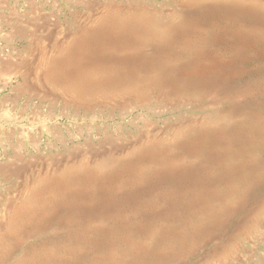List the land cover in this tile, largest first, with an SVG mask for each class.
I'll return each instance as SVG.
<instances>
[{"label":"rangeland","instance_id":"obj_1","mask_svg":"<svg viewBox=\"0 0 264 264\" xmlns=\"http://www.w3.org/2000/svg\"><path fill=\"white\" fill-rule=\"evenodd\" d=\"M103 1L107 2L108 0ZM133 1L137 2V0ZM176 1L178 0H139L138 2L149 4L156 10L155 16H159L162 11H177ZM247 1L264 3V0ZM36 4L37 7L32 11L24 0H0V65L4 60L19 67V71L13 73L8 79H0V101H4L0 107V165H11L12 169H18L25 164L31 166L27 172H22L21 176H13L8 181L0 177L2 208L6 206L10 198L18 200V198L23 199L27 195L31 196L29 192L34 187L36 195L48 198L51 179H48L47 189L38 188L39 181L37 180H39L40 171L52 170L50 165L52 160L63 161L81 151H87V146L99 149V143L103 140L106 141H103L105 147L102 151L109 150L108 141L113 138L119 146L130 148L131 151L137 147L145 146L146 150L158 149L167 154L172 153L171 159L167 156L168 159L177 166L186 164L197 169L202 176V181L207 179L203 173L216 171L217 164L200 157L203 152L202 145L197 146L193 151L185 144V140L193 131L197 133L200 128L214 130L219 125L224 126L222 132L226 137L223 140L222 148H231L236 154L231 156L235 164L242 160L245 162L249 155L259 153L258 159L256 158V166L252 169L251 180L256 176H260L264 180V136L256 139V146L247 145L248 139L244 140L242 136L239 137L233 127L236 124L242 125V127L248 125L251 129L255 126H264V18L242 10L233 12V14L225 13L224 16L228 17H221L216 13L205 17L202 14H194V16H190L194 18L186 23L182 34L177 33L173 36L169 48L165 50H156L150 46L142 48V51L145 52L141 53L152 54L154 52L152 55L157 60L165 59L175 65L169 70V80L151 87L147 86L145 91L139 90L138 92H134L133 87L123 88L120 86L113 89L107 87L106 93L108 94L106 96L105 93H100L104 91H99V89H92L93 93H79L76 89H69V86L61 81L60 74L71 64L70 57L77 61L88 50V47L85 46V43L88 42L87 39V42L85 39L81 41V48L72 46L71 39L77 35L76 32L82 34L77 39L86 35L85 31L80 30L84 19L77 18L81 14L79 10L76 7L73 8L65 0H38ZM161 7L165 10H162ZM44 18L47 19L44 20ZM45 21L51 26L44 28ZM8 23L13 26L10 27ZM33 23L39 25L36 35H34V31L37 27ZM68 35H70L69 39H67ZM177 35L178 37H176ZM59 42H63L62 47L65 46L68 53L65 48L63 50L56 46ZM122 47L119 45L109 46L117 56L127 52L134 54L133 50H136L132 45ZM75 49L77 50L75 51ZM98 55V61H101L102 58L107 61L109 59L104 54ZM32 63L33 66L37 63L35 66L37 72L34 71L36 77L41 78V81L34 80L35 76L31 75L27 82L31 85L39 84L43 93L48 92L49 94L45 98L43 95L40 102L39 99H30L27 97L29 94H23L20 91L26 83L20 71L25 72L27 68L30 69ZM113 63L115 64L116 61L114 60ZM136 66L128 65L125 70H134L137 68ZM143 71L145 70H139L142 75H146ZM127 89L130 94L127 93ZM130 89H133L134 95ZM50 92H53L54 95ZM120 93L122 99L118 96ZM87 108L89 109L87 110ZM4 133H10V139L6 138ZM8 141L11 143L9 144ZM136 142L139 144L133 146ZM212 148L216 149L217 145L215 144ZM248 149H251L253 153ZM17 152L23 156L25 164L16 158ZM208 156L212 158L210 154ZM154 165L152 162L148 164L149 167ZM30 169L34 171H30ZM33 178L35 179L33 180ZM170 180L171 178H167L165 182L161 181L165 189L144 194L140 200L147 201L154 198L159 200V204L163 206L164 193L162 192L173 189L172 183H167ZM172 180L176 179L172 178ZM233 182L238 183L236 179ZM221 187L222 184L210 181L209 189ZM251 188L242 187V195H230L228 198L223 197L224 199L208 197L207 201L211 202V207L208 205L201 212L195 214L192 210L183 212L182 215L188 218V222L192 223L191 220H193V223L202 224L205 231L187 241L186 244H183L184 246L180 245V257L175 258L176 256H174L175 259L172 258V262L161 264H257L263 262L264 184L256 186L255 190H251ZM14 189L15 191H13ZM200 191L194 192L196 194ZM164 204L172 207L173 212L167 213L163 209L160 213L153 215H140V212L136 211L133 206L124 213L131 228L122 231V240L120 238L119 244L116 245V253L119 254L121 250H124L128 254L131 252L129 247L136 246L138 248L140 244L151 246L155 242L153 238L156 237L153 233H159L158 230L166 225H175L174 228H179L178 225L188 227L185 221H180L176 216L177 211H174V207L177 208V205L175 203H171V205L165 200ZM136 219L146 225L148 229H137ZM22 223H26L25 218ZM108 225L112 224L108 223ZM26 226L27 224H23L24 228ZM44 231L47 232L45 229ZM49 233L53 232L49 231ZM20 236L23 242H27L25 246L35 241V237L29 238L27 232L22 231ZM12 238L14 237L11 235L7 237V244ZM172 239L174 244L179 243L178 238L172 237ZM36 240L39 242V237L36 236ZM158 247L157 242L155 248ZM21 255L22 250L15 249L3 261V264H14ZM94 263L102 264L97 261ZM105 264H117V260Z\"/></svg>","mask_w":264,"mask_h":264},{"label":"bare ground","instance_id":"obj_2","mask_svg":"<svg viewBox=\"0 0 264 264\" xmlns=\"http://www.w3.org/2000/svg\"><path fill=\"white\" fill-rule=\"evenodd\" d=\"M37 1L38 0H24V2L28 4V8L32 11L37 7ZM65 1L73 8L76 7L82 14V16L81 14L79 17L77 16L78 19H84V23L80 25V30L85 31L86 35L83 38L77 39L81 33L76 32L77 35L71 39L73 43L72 46L75 48H79L80 46L81 48V41L84 39L86 41L87 39L88 42L86 41L87 43H85V46L88 47V50L85 53H83V51V55L77 61L70 57L71 64H69L65 70L63 69L64 71L60 74L61 81L66 83L69 89H76L79 93H93L94 91H92V89H99V91H104L100 93H105L106 96L108 94L106 93V91H108L106 89L107 87L112 89L120 86H123V88L133 87L134 92H138L139 90L145 91L147 86L151 87L162 81L166 82L169 80V70L171 67L174 68L175 65L170 64L165 59L160 61L157 60L152 55L154 52H151L152 54L141 53L145 52L142 51V48L146 46H150V48L154 47L156 50H165L169 48L173 36L177 33L182 34L186 23L194 18L190 16H194V14H202L205 17L216 13L221 17H228L224 16V14H233V12L242 10L244 12H250V14L257 17L264 18V3L247 0H178L175 2L178 7L177 11H162L160 14L158 13L159 16H155L156 10L150 7L149 4L140 3L138 2L139 0H137V2L133 0H108L107 2L103 0ZM45 19L47 18H44V20ZM29 24L31 23L29 22ZM33 24L37 27L34 31V35H36L39 31V25ZM49 24L45 21L43 25L44 28L51 26ZM12 26L11 24L10 27ZM66 30L67 29H65V31ZM51 34V36H53V33ZM69 37L70 35L67 36V39H69ZM176 37H178V35ZM62 45L63 42H59L56 46L64 50L65 46L62 47ZM112 45H119L120 47H129L132 45L136 49L133 50L136 54L135 52L134 54H129L127 52L124 55L117 56L112 52V49L109 48V46ZM70 49L69 52H71ZM227 49L229 50V48ZM76 50L77 49H75V51ZM66 51V53H68L67 49ZM97 53L106 55L107 58H109L108 61L103 58H100L101 61H98L97 56L99 55ZM198 54L200 55L199 52ZM70 55L72 54L70 53ZM173 55L175 54L173 53ZM114 60L116 61L115 64L113 63ZM46 62L45 60V64ZM128 65H137V68L134 67L136 68L134 70H125ZM35 66H33L32 63L30 69L27 68L25 72L20 71L21 76H23L26 81L20 91L23 94H29L27 97H30V99H39L40 102L43 95L44 98L49 95L48 92L43 93L39 84L34 83L31 85L27 82L31 75L35 76V78L33 77L34 80L41 81V78L35 75ZM181 66L183 65L181 64ZM142 69L145 70L143 73L146 75H142L141 72H139V70ZM18 71L19 67L17 65L2 60V64L0 65V77L2 78L0 79H8L9 76ZM38 74L40 75V73ZM132 90L130 89V92ZM113 91L119 93L116 90ZM121 93L123 92L121 91ZM121 93L118 96L122 99ZM127 93H129L128 89ZM127 93L125 92V94ZM69 95L72 96L71 94ZM118 96L116 95L117 98H119ZM47 99L45 100L48 101ZM3 102L4 101H0V107ZM88 109L89 108H87V110ZM23 110H25V108H23ZM49 113L51 114L52 112ZM233 127L236 129L239 137L242 136L244 140L248 139L247 145L253 144L256 146V139L264 136L263 125L255 126L253 129L249 128L248 125L247 127H242V125L239 126L236 124ZM222 130L224 131L223 125L216 126L214 130L200 128L197 133L195 131L191 132L190 136L185 140V144L189 146L190 149H193V151L194 148L202 145L203 152L200 154V157L203 160H211L217 164L216 171L203 173L207 179L202 181V176L197 169H193V167L186 164L180 166L175 165L170 160L172 153L167 154L158 149L146 150L145 146L137 147L131 151L130 148L127 149L119 146L115 140H113L114 138L108 141V145L110 146V148H108L109 150L105 149L102 151V149H104L103 147H105L103 141L105 142L106 140H101L102 142L99 143V149L87 146V151H81L73 156L69 155L70 157L68 159L65 158L63 161L58 159L52 160L50 162L52 170L49 169L50 171L46 172L40 171L38 174L39 180L36 179L39 181L38 188L45 189L48 188L46 187L48 179H51V185L48 190L50 196L48 198L36 195V188L34 187L29 192L31 196L26 194L27 197H23V199L18 198V196V200L16 198H10L8 201L6 200L7 204L4 208H2L3 202L1 203L0 201V263L3 264V261L6 260L8 255L15 249L22 250V255L14 264H95L94 261L105 264L116 260L117 264H161L168 261L172 262L174 256H176L175 258L181 256L179 255L180 245L184 246L183 244H186L187 241L194 239L198 234H202V232L205 231L202 224L193 223V220H191L192 223L188 222V218L183 217V212L192 210L193 214H195L207 208L208 205L211 207V202L207 201L208 197L224 199L228 198L230 195H242V187L248 189L252 187L251 190H255L256 186L258 187L260 184H264L262 182L263 178L260 176H256L251 180L252 169L256 166V158L258 159L259 153L249 155L245 162L241 159V162H243L242 164H240L241 162L235 164L231 156H235L236 154L231 148H222L224 143L223 140L226 138ZM4 134L6 138L10 139V133ZM13 134L14 132L12 135ZM243 135H245V137H243ZM138 144L139 142H136L133 146H137ZM215 144L217 145L216 149L212 148ZM9 147L11 148V145ZM249 151H251V149ZM251 152L253 153V151ZM244 153H246V151ZM209 154L212 158L208 156ZM167 156L170 159H168ZM16 158L25 164V160L19 152H17ZM150 162L155 165L149 167L148 164ZM10 166L0 165L1 179L8 181L13 176L19 177L22 172H27L28 169L31 168V166L27 164L18 169H12ZM31 170L32 169H30V171ZM167 178H171L167 183L171 182L173 189L164 190V192H162L164 193L162 199L163 206L159 204V200L154 198L147 201L140 200V197L144 194L158 189H165L161 181L165 182ZM172 178L176 180L173 181ZM34 179L35 178H33V180ZM235 179L238 183H232ZM210 181L218 182L222 184V187L209 189ZM18 187L20 188V186ZM198 190H201L200 193L195 194L194 191ZM13 191H15V189ZM179 194H181V196H179ZM165 200L167 203H175L177 205V208L174 207V211H177L176 216H178L180 221H185L188 227L178 225L179 228H174L175 225H166L158 230L159 233H153L156 237L153 238L155 242L151 246L140 244L138 248H136V246L133 248L129 247V251L132 253L128 252L127 254L124 250H121L119 254L116 253L115 248L116 245L119 244V240L123 234L122 231H127L128 228H131V224L126 221L124 213L133 206L136 211L140 212V215H153L160 213L163 209H165L167 213L173 212L172 207L165 206ZM24 218L26 223H22ZM108 223L112 225L109 226ZM135 223V226L139 230H144V228L148 229L146 225L139 222L137 219ZM23 224H27L26 228L23 227ZM44 229L47 231L46 233ZM22 231L27 232L29 238L35 237V241L25 246L27 242H23L20 236ZM49 231L53 233H49ZM46 234L48 235L44 236ZM10 235L14 238L7 244V237ZM36 236L39 237V242L36 240ZM172 237L178 238L177 240H179V243L174 244ZM157 242L159 247L156 249L155 246ZM257 264H264V261Z\"/></svg>","mask_w":264,"mask_h":264}]
</instances>
